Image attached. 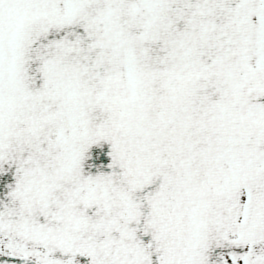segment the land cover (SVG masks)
<instances>
[{
  "label": "snow or ice",
  "instance_id": "snow-or-ice-1",
  "mask_svg": "<svg viewBox=\"0 0 264 264\" xmlns=\"http://www.w3.org/2000/svg\"><path fill=\"white\" fill-rule=\"evenodd\" d=\"M0 264H264V0H0Z\"/></svg>",
  "mask_w": 264,
  "mask_h": 264
}]
</instances>
